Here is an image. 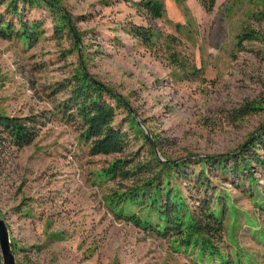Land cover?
<instances>
[{
	"label": "rangeland",
	"instance_id": "1",
	"mask_svg": "<svg viewBox=\"0 0 264 264\" xmlns=\"http://www.w3.org/2000/svg\"><path fill=\"white\" fill-rule=\"evenodd\" d=\"M48 1L50 11L25 6L24 17L43 19L35 41L0 37V112L47 116L30 144L0 150V216L16 264H203L191 247L177 248L171 236L118 212L116 192L135 179L104 169L119 157L143 158L145 141L135 134L123 153L91 154L59 107L70 89L60 86L80 70L106 86L126 104L114 124L127 128L136 118L161 159L238 151L263 133L264 0H155L161 17L148 14L143 0ZM132 23L151 33L147 42L132 34ZM247 29L259 40L240 43ZM245 103L257 108L241 115ZM255 150L264 156L262 146ZM252 173L256 182L244 190L231 175L208 174L228 199L217 245L240 264H264V177L258 164Z\"/></svg>",
	"mask_w": 264,
	"mask_h": 264
},
{
	"label": "trees",
	"instance_id": "2",
	"mask_svg": "<svg viewBox=\"0 0 264 264\" xmlns=\"http://www.w3.org/2000/svg\"><path fill=\"white\" fill-rule=\"evenodd\" d=\"M1 1L4 3L6 0ZM215 1L199 0L203 6H213ZM48 2L8 0L5 10L0 11V37L15 36L28 43L35 41L36 28L41 27L43 19L24 17L25 6L30 10L42 8L50 11ZM142 4L152 17H161L163 8L159 2L143 0ZM10 15H14L15 19ZM63 27L59 25L56 30L61 33ZM130 27L134 36L146 42L149 40L151 33H145L143 26L132 23ZM239 37L240 43L259 40L258 34L251 29L242 32ZM67 86L70 87L69 95L59 103V107L79 125L91 154L123 153L135 134L145 141L148 151L143 153V158L139 153L136 157H119L104 169L105 175L112 178L135 179V184L126 191L116 192L115 200L120 204L118 212L144 230L162 237L171 236L177 248L191 247L203 264H210L208 261L212 259L217 260V264H240L227 259L217 245L222 239L224 227L221 216L228 207V199L224 197L225 192L221 193L211 185L208 174L216 170L231 175V180L236 181L232 183L241 190L247 189L246 182L248 185L256 182L252 164L261 167L264 177V156L255 150V144L264 149V126L261 136L259 134L249 143L245 142L238 151L206 156L196 161H190L191 157L172 161L163 153L161 159L156 156L150 138L136 118L129 116L127 128L114 124L116 109L126 104L106 86L92 80L83 70L75 74L74 82L68 81L60 88ZM256 108L252 103H245L238 112L246 115ZM46 120L47 116L42 113L16 116L0 112V150L19 149L30 144ZM124 209L126 213L122 211Z\"/></svg>",
	"mask_w": 264,
	"mask_h": 264
},
{
	"label": "water",
	"instance_id": "3",
	"mask_svg": "<svg viewBox=\"0 0 264 264\" xmlns=\"http://www.w3.org/2000/svg\"><path fill=\"white\" fill-rule=\"evenodd\" d=\"M10 242L7 224L4 218L0 216V257L2 264H16Z\"/></svg>",
	"mask_w": 264,
	"mask_h": 264
}]
</instances>
